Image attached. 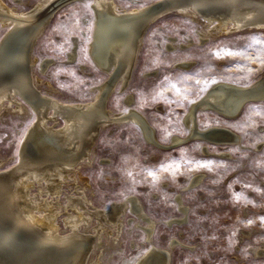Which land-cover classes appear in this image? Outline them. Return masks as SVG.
I'll return each instance as SVG.
<instances>
[{
	"label": "rangeland",
	"instance_id": "obj_1",
	"mask_svg": "<svg viewBox=\"0 0 264 264\" xmlns=\"http://www.w3.org/2000/svg\"><path fill=\"white\" fill-rule=\"evenodd\" d=\"M4 1L22 11L32 10L39 2ZM116 1L129 8L154 0ZM83 17H87L86 23ZM205 21L201 15L195 18L178 12L156 19L144 34L128 84L123 88L117 85L106 106L113 111L138 109L154 127L157 140L167 144L171 135L187 134L183 119L189 104L213 81L247 84L263 75L264 27L230 30L199 43L198 32L207 28ZM7 26L0 24V40ZM93 29L91 0L71 1L52 13L33 52L37 58L34 72L43 80L40 86L53 97L68 102L91 101L97 86L107 79V72L95 64L88 52ZM73 37L77 38V58L69 62L66 54ZM168 37L178 42L193 41L187 48L168 51ZM43 57L55 61L41 73L38 61ZM182 60L193 61L189 68L176 66ZM126 95L132 96L129 104L124 101ZM21 100L27 108L24 114L9 109L0 112V170L19 163L22 142L36 120L35 112ZM262 109L264 100L246 102L235 117L210 108L197 110L195 119L199 125H226L241 135L242 146L194 138L161 148L144 138L131 120L101 127L89 160L68 172L55 197L60 231H69L64 223L65 212L71 210L67 193L76 195L83 190L89 203L103 210L133 195L155 220L153 243L160 247L170 246L172 239L182 243L171 248L170 264H264V252L257 255L253 251L258 247L264 250V116L258 115ZM62 126L59 117L56 128ZM203 146L209 151H203ZM222 151L227 154L218 153ZM200 163L208 167H200ZM197 174L202 175L200 182L189 185ZM37 185L32 188L34 192ZM177 196L187 208L185 214L178 209ZM173 217L182 218L181 223L168 225L166 220ZM96 223L92 218L83 229L93 233ZM142 224L127 207L120 215L117 239H113L115 227L107 224L100 233L102 245L92 248L88 262L94 257L100 260L97 264H135L149 244Z\"/></svg>",
	"mask_w": 264,
	"mask_h": 264
},
{
	"label": "bare ground",
	"instance_id": "obj_2",
	"mask_svg": "<svg viewBox=\"0 0 264 264\" xmlns=\"http://www.w3.org/2000/svg\"><path fill=\"white\" fill-rule=\"evenodd\" d=\"M38 1L32 10L22 11L0 0V24L8 25L0 40V112L9 109L24 114L27 108L22 98L36 115L22 142L19 163L0 170V264H97L100 260L94 257L88 262L89 252L102 245L100 233L107 224L115 227L113 239H117L120 215L127 207L143 221L141 228L149 243L135 264H170L171 248L182 243L178 239H172L170 246L166 247L153 243L155 220L144 211L136 196L112 202L108 210H103L90 204L83 190L77 191L76 195L67 193L68 206L72 211L65 212L64 223L69 230L66 233L60 231L56 221L59 212L56 204L59 203L55 197L61 192V183L68 172L75 171L77 165L89 160L97 130L101 127L125 117L139 126L148 141L164 145L157 140L154 127L138 109L128 107L124 111H113L101 103L117 85L123 88L129 82L137 65L144 34L156 19L171 12L195 18L203 16L207 28L198 32V42L203 43L210 36L222 32L264 27V0H154L129 8L120 6L116 0H91L94 29L88 52L95 64L108 75L97 86L93 99L84 102H68L53 97L48 90L41 88L43 80L34 72L37 58L33 47L36 41L52 13L75 0ZM15 2L20 4L21 0ZM82 21L86 23L87 17ZM192 41L178 42L175 37H168L166 48L168 51L184 49ZM72 44L66 54L69 62L77 58L76 37L72 38ZM54 61L50 57L41 58L39 71L44 73ZM191 62L182 60L175 64L189 68ZM248 97L264 98V73L247 84L213 81L201 96L189 104L183 119L189 134L212 143L242 146L241 135L226 125H199L194 110L201 105L203 109L210 108L235 117L248 102L245 101ZM124 101L131 103L132 96L126 95ZM59 117L63 126L56 128ZM184 136L173 134L170 139L179 142ZM202 150L209 151L205 146ZM218 153L227 154L223 151ZM201 179L202 175L197 174L189 185L198 184ZM35 183L38 185L34 192ZM176 201L178 209L185 214L187 208L179 196ZM92 218L97 220L92 227L93 233L83 229L90 225ZM181 221L182 218L173 217L166 223L171 225ZM253 251L257 255L264 252L259 247Z\"/></svg>",
	"mask_w": 264,
	"mask_h": 264
},
{
	"label": "water",
	"instance_id": "obj_3",
	"mask_svg": "<svg viewBox=\"0 0 264 264\" xmlns=\"http://www.w3.org/2000/svg\"><path fill=\"white\" fill-rule=\"evenodd\" d=\"M61 2H63V1H61ZM127 84H128V83H127ZM107 98H108V96L105 97V98L102 100V102H101V103H103L105 106H106ZM249 100H264V98H262V99H252L251 97H248V98H246L245 101H249ZM199 108H201V105H197V106L195 107L194 114H196V112H197V110H198ZM126 120H127V118L123 117V118H120V119L118 120V122H123V121H126ZM100 130H101V128H99V129L97 130L96 136L98 135V133H99ZM96 136H95V138H96ZM194 138H195L194 135L189 134V132H187V134H185L184 138L181 139L179 142H174V141H172V140L170 139L169 142H168L167 144H164V145H158V144H157V146H160L161 148H170V147H174V146H176V145H178V144H180V143L190 141V140H192V139H194ZM150 142H151V141H150Z\"/></svg>",
	"mask_w": 264,
	"mask_h": 264
},
{
	"label": "snow or ice",
	"instance_id": "obj_4",
	"mask_svg": "<svg viewBox=\"0 0 264 264\" xmlns=\"http://www.w3.org/2000/svg\"><path fill=\"white\" fill-rule=\"evenodd\" d=\"M230 54V53H229ZM258 115H260V116H264V109H262V110H260L259 112H258ZM200 167H205V168H207L208 167V164H204V163H200V165H199ZM169 169H167V168H165L164 169V171H168ZM149 175L150 176H153V179L155 180L156 179V177L154 176V174L152 173V172H149ZM262 220H264V218H261ZM249 223H251V221H249Z\"/></svg>",
	"mask_w": 264,
	"mask_h": 264
}]
</instances>
